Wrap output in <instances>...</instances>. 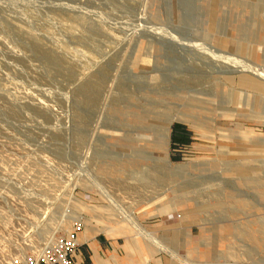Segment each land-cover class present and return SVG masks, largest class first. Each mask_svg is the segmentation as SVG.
I'll return each mask as SVG.
<instances>
[{
  "label": "rangeland",
  "instance_id": "obj_1",
  "mask_svg": "<svg viewBox=\"0 0 264 264\" xmlns=\"http://www.w3.org/2000/svg\"><path fill=\"white\" fill-rule=\"evenodd\" d=\"M246 3L0 0V264L21 252L24 219L35 230L63 217L64 232L68 209L89 204L130 223L179 193L199 198L197 220L227 229L230 241H212L230 262L264 264V80L235 62L263 70L264 46L241 55L222 34L255 15ZM173 120L194 133L184 152L169 150ZM175 213L155 220L181 224ZM154 223L142 225L150 240L131 225L168 252Z\"/></svg>",
  "mask_w": 264,
  "mask_h": 264
},
{
  "label": "crops",
  "instance_id": "obj_2",
  "mask_svg": "<svg viewBox=\"0 0 264 264\" xmlns=\"http://www.w3.org/2000/svg\"><path fill=\"white\" fill-rule=\"evenodd\" d=\"M254 2L255 0H247V3L243 4L246 7L242 9V12H245L248 7H251L254 10V16L243 14L241 24L237 25L235 34L229 33L227 26V31L222 33L227 39L235 41L234 44L238 45L239 54L245 56H247L246 49H249L250 45L260 46L259 48L264 46V0H259L257 5ZM213 24H211L213 27H219L217 23ZM234 26L236 25H233L232 29H235ZM248 31H250L249 38L245 36ZM193 138L192 129L184 121L173 120L170 127L169 150L184 152L194 143ZM174 154L180 157L182 153ZM198 201L199 198L182 196L180 193L172 199L170 196H164L161 202L158 201L159 203L142 204L134 211V214L138 213L136 217L141 225L154 220L152 231L161 241L166 242L172 249L186 250L188 257L196 260L201 246H199L200 243L199 245L194 244L193 240L197 241V238L204 236L208 238V242H215L216 240L212 241V239L217 233L221 240L230 241V238L224 237L227 229L217 230L218 225L211 226L208 221L197 220L203 208ZM93 207L86 204L83 206L85 211L80 214L76 213L74 217L73 214L76 211L73 208L68 209V216L72 217L73 221L82 220L84 223L79 235L80 246L75 255L77 264H181L168 252L158 249L139 235L121 214L113 213L109 207H104V205ZM175 212L182 214L181 224H162L155 220L160 215L170 216Z\"/></svg>",
  "mask_w": 264,
  "mask_h": 264
},
{
  "label": "built area",
  "instance_id": "obj_3",
  "mask_svg": "<svg viewBox=\"0 0 264 264\" xmlns=\"http://www.w3.org/2000/svg\"><path fill=\"white\" fill-rule=\"evenodd\" d=\"M42 214L44 219L46 214ZM30 221L24 219V226L28 231L19 243L21 252L5 264H77L75 255L80 246L79 235L84 227L82 220L72 221L64 232H60L58 227L49 226L50 229H47L48 224H35L34 230V227L29 225L32 224ZM45 230H51L53 234L42 240L41 234ZM32 231L38 236L36 240L29 236Z\"/></svg>",
  "mask_w": 264,
  "mask_h": 264
},
{
  "label": "bare ground",
  "instance_id": "obj_4",
  "mask_svg": "<svg viewBox=\"0 0 264 264\" xmlns=\"http://www.w3.org/2000/svg\"><path fill=\"white\" fill-rule=\"evenodd\" d=\"M253 48V47H252ZM249 49H251V48H249ZM256 50V49H255ZM251 51V50H250ZM254 52V51H253ZM235 62H237L238 64H239V68H240V71H249V72H251L252 74H255V75H257L258 77H261V79L263 78V80H264V69L263 70H260V69H257L255 66H253L252 64H250L247 60H237V61H235ZM237 71V70H236ZM242 74V73H241ZM247 77V76H246ZM245 79V78H244ZM246 84H249V83H251L250 81H246L245 82ZM251 85V84H250ZM236 94V93H235ZM235 94H232L231 95V97H233V98H235ZM239 95V94H238ZM242 96V95H241ZM230 97V98H231ZM241 99H242V97H241ZM235 100H236V98H235ZM166 126V125H165ZM164 128V127H163ZM167 129V128H166ZM168 130V129H167ZM165 132V131H164ZM161 134V133H160ZM264 140V139H263ZM168 140H167V138L165 137V134H162L161 135V139H160V141L158 142L159 144H160V148H163L164 147V145H166L168 142H167ZM262 141V140H261ZM260 141V142H261ZM249 168H250V166H249ZM261 190H263V189H261ZM184 207V206H183ZM67 217H68V215L66 214V215H64V222H67L68 224L71 222L70 220H71V217H69L68 219H67ZM127 218H125L124 217V219L126 220H128L129 219V217H131V216H126ZM131 218H135V217H131ZM67 219V220H66ZM66 220V221H65ZM132 220V219H131ZM131 220H129L130 221V224H132V225H134V226H136L139 230H140V232L142 233V235H144V237H145V235H146V237H148L147 239H149V238H151V232H149V231H147V230H144V228L142 227V225L139 223V222H137V221H131ZM60 225H61V223H63V217H61V219H60ZM60 225H58V228L60 229V230H63V229H61L62 227L60 226ZM65 231V230H64ZM47 233L48 234H51V236H52V234H53V232H51L50 230H45L44 232H43V234H41V238H42V240H45L46 239V237L48 236L47 235ZM259 239V237L257 238V240ZM150 240V239H149ZM153 240H155V239H153ZM156 242V241H155ZM206 244L204 245H202V249L203 250H210L211 252L209 253V254H213V256H212V260L211 261H207V260H205V258H206V256H208V253L207 252H204L203 251V253L201 252V255H199V256H196V260L194 261V262H191L189 259H188V257H187V255H184V253H182V252H180V250L178 251V250H175V249H172V248H170V247H168V248H166V247H164V249H166V250H168V252L173 256V257H175V259L179 262V263H181V264H237V263H232V262H230V260H229V257H233L234 256V251H232L231 249L232 248H230L229 246H223V245H221V244H219V245H217V244H214L213 242H208V240L206 239ZM258 242H260L259 240H258ZM159 243V242H158ZM159 245V244H158ZM155 246V245H154ZM164 251V250H163ZM167 252V251H166ZM226 256V258H224V260L223 261H216V259H218L219 257H222V256Z\"/></svg>",
  "mask_w": 264,
  "mask_h": 264
}]
</instances>
